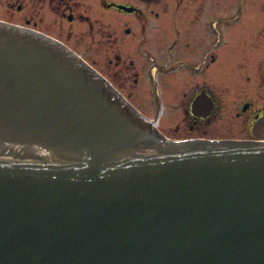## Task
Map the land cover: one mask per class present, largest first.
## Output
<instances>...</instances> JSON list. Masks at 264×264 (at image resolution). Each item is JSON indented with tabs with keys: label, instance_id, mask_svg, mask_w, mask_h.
I'll list each match as a JSON object with an SVG mask.
<instances>
[{
	"label": "water",
	"instance_id": "95a60500",
	"mask_svg": "<svg viewBox=\"0 0 264 264\" xmlns=\"http://www.w3.org/2000/svg\"><path fill=\"white\" fill-rule=\"evenodd\" d=\"M0 264H264V143L167 140L0 23Z\"/></svg>",
	"mask_w": 264,
	"mask_h": 264
},
{
	"label": "flooded vegetation",
	"instance_id": "af4514ba",
	"mask_svg": "<svg viewBox=\"0 0 264 264\" xmlns=\"http://www.w3.org/2000/svg\"><path fill=\"white\" fill-rule=\"evenodd\" d=\"M87 6L116 14L118 24L112 28L111 24L105 25L99 19L92 21L81 10ZM215 6L216 3L209 0H7L5 8L9 18H0V23L49 38L93 68L80 55L74 53L61 37L42 32L38 27L42 16L49 13L58 15L63 23L69 25L66 39L72 33L70 26L76 23L85 25L89 31L86 34L92 36L93 42L95 36H98L102 46L115 47L113 73L108 74L107 78L98 74L167 140L264 143V54L251 56L249 68L243 72L234 69L225 70V73L216 72L213 69L217 62L215 47L223 42V37L214 26ZM154 8L165 10L154 12ZM25 9L22 21H13L14 14H21ZM153 25L156 31L169 39L168 44L160 50V59L154 58L155 54L148 42L151 40L149 38ZM194 25L203 27V35L206 37L204 40L200 39L198 28L192 29ZM131 37L137 40L138 48L135 47V51L144 56L143 69H134V61L121 54L123 47L130 46ZM194 77L198 81L185 87L187 90L183 91L181 84L184 79H195ZM142 79L145 81V99L150 102V110L147 112L135 107V97L128 88L129 84L132 87L138 85ZM251 81L256 83L255 89L259 88L258 106L246 97L240 103H235L238 106L233 116L237 120L242 118V127L257 137L209 136L208 128L216 120L221 101H224L221 95L225 94L228 99L236 101ZM217 84L220 85L218 88L221 94ZM174 114L181 117V123L169 127V130L163 121Z\"/></svg>",
	"mask_w": 264,
	"mask_h": 264
},
{
	"label": "rangeland",
	"instance_id": "374dc122",
	"mask_svg": "<svg viewBox=\"0 0 264 264\" xmlns=\"http://www.w3.org/2000/svg\"><path fill=\"white\" fill-rule=\"evenodd\" d=\"M7 0H0V18H9V14L5 8V2ZM212 3H216L215 6V29L220 32L223 37V42L215 47V54L217 57V62L213 69L221 73H225V70H237L243 72L249 68V63L251 62L250 57L257 54H264V0H209ZM90 3H88L89 6ZM86 7L84 10L87 16L95 21V19L101 20L105 25L111 24L112 28L118 24L117 15L114 13H105L98 8ZM163 8H154L156 11H164ZM26 13V9L23 13H15L13 21H22V16ZM42 22L38 24V27L42 32H46L49 35H56L66 41V44L70 49L74 51L77 55H80L83 60L91 64L92 67L104 77H108V74L113 73V61L114 55L113 50L115 47L103 45L98 41V36H95L93 42L92 36L88 29L83 24H74L70 26L72 33L66 39L69 33V25L63 23L61 18L55 14H47L42 16ZM37 21V19H34ZM61 23V24H60ZM198 28V30H197ZM154 29V30H153ZM152 33L148 42L153 53L155 54V59H160V50H162L168 40L163 34L155 30L153 25ZM193 30L200 32V39H205L203 35V27L193 26ZM85 33V34H84ZM159 33V34H158ZM84 34V35H83ZM136 42L134 38L131 37L129 45H126L122 49V55L126 56L127 59H132L135 63L134 69H143L144 66V56L138 54L135 50ZM132 44V46H131ZM136 47V49H135ZM115 54V52H114ZM159 56V57H158ZM195 78V77H194ZM198 79H184L181 86L183 91L187 89L185 87L192 86ZM132 83V82H131ZM249 85L250 88H249ZM256 83L253 81L250 84L247 83V88L242 95L238 96L240 99H228V96L222 94L221 97L224 101H221L220 110L216 115V120H214L211 126L208 128L209 136H224V137H237V138H248L257 137L253 132L242 127L243 119H236L233 114L236 110L235 103H240L244 98L248 97L256 105L259 88L255 89ZM145 81L142 79L139 84H135L133 87L129 84L128 88L132 91L135 97V107L142 109L143 112L150 110V102L145 99ZM220 85L217 84L218 92ZM240 88V87H238ZM224 91V86H223ZM222 91V93H223ZM217 92V93H218ZM219 94H221L219 92ZM244 96V97H243ZM141 110V111H142ZM164 126L169 129V127H174L176 124L181 123V117L177 114L170 115L164 119ZM170 130V129H169ZM254 133L256 134L255 130Z\"/></svg>",
	"mask_w": 264,
	"mask_h": 264
}]
</instances>
